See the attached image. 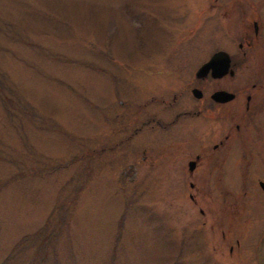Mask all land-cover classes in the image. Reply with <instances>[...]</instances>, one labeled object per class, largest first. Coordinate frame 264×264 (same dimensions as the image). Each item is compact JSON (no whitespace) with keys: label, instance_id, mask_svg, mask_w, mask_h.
<instances>
[{"label":"rangeland","instance_id":"obj_1","mask_svg":"<svg viewBox=\"0 0 264 264\" xmlns=\"http://www.w3.org/2000/svg\"><path fill=\"white\" fill-rule=\"evenodd\" d=\"M201 1L0 0V264H264L256 169L206 183L233 214L215 226L204 195L194 228L182 179H123V148H106L127 107L161 111L194 77L214 42ZM179 62L184 80L165 72Z\"/></svg>","mask_w":264,"mask_h":264},{"label":"flooded vegetation","instance_id":"obj_2","mask_svg":"<svg viewBox=\"0 0 264 264\" xmlns=\"http://www.w3.org/2000/svg\"><path fill=\"white\" fill-rule=\"evenodd\" d=\"M205 1L198 16L210 25L214 42L207 47L198 43L201 56L193 72L190 68L194 77L173 88L169 98L159 99L161 111L145 112L153 97L127 107L125 119L117 116L118 139L106 147L123 148V179L149 180L156 171H163L162 178L182 179V197L200 216L185 213L194 228L201 227L206 215L198 207L204 195L211 204L206 210L217 213L215 226L233 214L232 191L217 187L207 192L206 183L245 182L253 178L247 174L252 168L261 174L253 180L264 192V0ZM176 64L165 72L183 79L187 66ZM186 91L190 100L183 102ZM157 130L162 134H150Z\"/></svg>","mask_w":264,"mask_h":264},{"label":"water","instance_id":"obj_3","mask_svg":"<svg viewBox=\"0 0 264 264\" xmlns=\"http://www.w3.org/2000/svg\"><path fill=\"white\" fill-rule=\"evenodd\" d=\"M216 57H218V56H216Z\"/></svg>","mask_w":264,"mask_h":264}]
</instances>
